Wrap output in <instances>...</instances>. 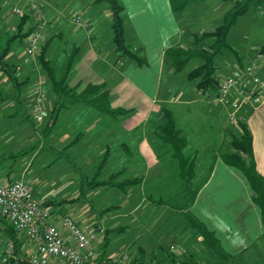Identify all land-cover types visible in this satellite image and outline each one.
I'll use <instances>...</instances> for the list:
<instances>
[{
	"label": "crops",
	"instance_id": "1",
	"mask_svg": "<svg viewBox=\"0 0 264 264\" xmlns=\"http://www.w3.org/2000/svg\"><path fill=\"white\" fill-rule=\"evenodd\" d=\"M103 1L91 0L93 5L101 4ZM120 1L125 17L126 42L133 48L141 46V53L146 59L145 64H139L129 56H122L115 49L112 42V20L99 21V15L104 11L103 6L90 7L86 16L82 14V18L88 22L87 26L74 22L69 26L70 28L65 29L61 26L56 12L55 15L53 14L54 9L48 8V0L47 2L39 0L45 25L55 24L52 34L43 29L40 39L44 59L52 67L54 74L60 76L63 73L68 57L72 55L71 65L65 76L66 83L76 90L83 89L87 84L103 83L108 91L109 105L118 109L117 114H110L95 108L86 100H79L68 103L53 119L51 109L55 96L51 89V81L40 63L38 54L24 61V47L18 50L13 47L17 44L16 39L25 42L26 34L21 36V33L30 27L24 30L21 18L6 22L5 17L1 15L0 27L8 33L4 41H0V45H9L2 64L12 72L14 79H11L0 67V89L3 85L8 86L7 82L11 85V89L9 88V91L3 92L0 96V100L3 99L0 103H7L6 107H12V110L16 112L20 111L28 118L27 113L31 104L30 87L32 81L38 79L46 94L43 103V120L44 123L48 122L49 129L42 132V136L49 144L48 149H53L55 152L56 150L64 151L70 157L75 155L85 157L83 167L90 168L92 177L98 176L110 161L121 159L123 163L117 165L116 169L108 175V177L112 176V182L137 177L135 182L141 184V187L142 185L144 187L146 183L150 191L164 190L167 189L165 185L168 182L167 161L173 158L168 146L155 133L156 125L163 117L164 108L170 110L176 128L185 138L182 153L185 157L191 156L194 159V173L204 153L205 147H201V144L205 143L208 135L199 134L200 129L197 126L199 120L201 119L202 126L206 125L210 128L217 122L218 136L220 135L221 139L228 142L229 136L235 134L236 124L227 123L226 114L229 109L227 105L214 99L212 94L200 95L194 80L187 79L184 71H174L170 60L165 57V49L173 45H181L185 32L184 23L180 21V12L172 11L169 0ZM26 2L27 0H23L24 5ZM189 3L182 11L189 7ZM68 4L74 7L80 5L73 0H69ZM81 4L84 5L81 7L84 10L88 0H84ZM90 26L91 28L88 29ZM14 28L16 30L10 33L9 30ZM82 29L84 35L78 36ZM13 35L15 36L12 37ZM10 39L12 40L9 43ZM54 51H59L61 55L57 68V57H53L55 61L52 59ZM239 61L238 58L233 64H239ZM241 62L243 64L245 61ZM263 68L264 65L261 66V69ZM260 75L264 78V69ZM44 80L48 85L44 83ZM214 101L222 106L219 104L218 107ZM131 113L141 118L120 120V116ZM238 115L251 132L255 167L264 179V91L261 101L253 109L242 108ZM62 126L67 127L65 130L67 132L63 139H59L58 148L55 144L57 135L64 131ZM51 141L55 144L53 145ZM214 144L216 145V142ZM216 152L209 163L211 164L209 175L197 187L194 199L186 209L214 233L222 252L234 258L235 261L236 257H242L240 254L247 255L250 250L252 251L251 247L255 245V242L260 243L262 239L264 240V226L260 208L254 200V192L246 176L238 167L224 162L220 155H216ZM31 162L28 161L26 165L30 166ZM208 165L205 167L203 176L208 172ZM15 178L23 179L30 186V181L24 177H10L7 173L3 182ZM196 178L194 177V180ZM46 201H50V204L54 203L51 199H45ZM110 205H104V209ZM59 217L57 214L53 217L50 213L49 219L56 221ZM98 223L104 228H109L104 224L103 219H100ZM116 226L121 228L120 225ZM188 232L195 236L196 242L204 245L201 235L195 230H189L186 234H180L181 243L174 239L165 246L158 244L153 247L152 245L150 250L141 243H137L136 248L129 246L128 249L136 255L138 246L142 247L141 253L138 254L140 256L138 264H174L186 254L194 255V251L186 248L184 244ZM171 243L175 245L174 249H169ZM101 244L94 245L95 255L103 252ZM99 248L102 249L101 252ZM169 251L175 257L174 260L171 259ZM241 262L247 264L248 257H243ZM88 264H95V260ZM235 264H237L236 261Z\"/></svg>",
	"mask_w": 264,
	"mask_h": 264
},
{
	"label": "rangeland",
	"instance_id": "2",
	"mask_svg": "<svg viewBox=\"0 0 264 264\" xmlns=\"http://www.w3.org/2000/svg\"><path fill=\"white\" fill-rule=\"evenodd\" d=\"M29 1H37L42 6L39 0H27L26 4ZM73 1L80 5L74 7L68 4L69 0H48L47 3L48 8L54 9L53 14L56 12L61 26L65 29L74 24L70 20L72 14L86 16L87 11H90L92 7L99 8L103 6L104 11L99 15L100 22L112 20V12L105 1L101 3L102 5H93L91 0H88L84 10L81 8L84 6L81 4L84 0ZM44 2H47V0H44ZM231 3V0H195L193 3H189V7L184 11H180L179 14L180 21L184 23L185 29L181 45H190L194 32L212 30L222 21L223 14L231 7ZM26 4H23V0H0V15L5 17L6 22L16 21L21 16L12 12V7L24 8ZM34 22V18L28 16L21 22L22 29L31 28ZM52 24L44 25V31L47 30V33L52 34L55 25ZM90 28L91 26L88 29ZM15 30L16 28L9 31L13 33ZM7 33L0 27V41H4ZM83 33L82 29L78 36H83ZM15 42L17 44H14L13 47L17 50L25 46V42L22 40L16 39ZM227 42L236 50V55L240 61H254L258 63L259 69H261V66L264 65V59L257 55V49L264 44V5H252L240 13L228 29ZM53 54V61H55L53 57H57V68L59 67L61 55L59 51H54ZM236 55L228 49L216 53L214 56L215 72L222 77L228 75L231 64L237 60ZM195 64L196 60L190 61L185 66L184 71ZM263 69L259 73L263 72ZM35 81L40 82L38 79L32 82ZM9 83H6L8 86L3 85L1 87L0 96L3 92L9 91V88L11 89ZM44 83L47 84L45 80ZM214 102L219 107L220 103ZM6 104L0 103V181H4L6 173L10 177H24V179L30 181L34 198L54 201L53 204L48 205V210L51 211L53 217L54 214H57V216L69 214L77 220L80 227H84L87 223H98L100 219H103L104 224L109 228L120 225L121 230L119 231L109 229L108 242L101 253L104 258H109L119 248H128L129 246H131L130 248H136L137 243H141L148 250L152 245L153 247L158 244L168 245L174 239L181 243L179 240L180 234H186L187 231L194 230L187 224L185 219L187 213H191L187 209L176 207L184 201L186 189L177 174L178 169L175 159L170 158L167 161L169 166L167 169L168 182L165 185L167 186L166 190L150 191L146 183L144 187L143 185L141 187V184L136 182L124 185V188L110 186L108 183L97 184L89 188L91 183L88 181L91 178L106 180L110 172L114 171L117 165L123 163V160L114 159L110 161L98 176L92 177L90 168L83 167L85 157L81 158L78 155L70 157L64 151L56 150L57 152H55L53 149H48L49 144L47 140H44L46 138L42 136V129L45 124L43 109L42 119L40 120L31 114L29 108L30 116L33 119L31 121L20 111L16 112L12 110V107H6ZM140 118L135 113L120 116V120L123 121L139 120ZM200 120L197 124L200 129L199 134L201 136L208 135L205 143L201 144V147L205 148L195 171V177H197L194 180L195 185L203 176L206 165L212 161L211 150L217 151L216 155H219L222 151L231 150L228 140L224 141L223 138L219 137L220 135L218 136L217 122L210 128L206 125L202 126ZM62 130L64 131L57 135L56 144L51 141L58 148L60 145L59 139L65 137L67 127L62 126ZM234 130L235 134H238L236 125ZM9 132L10 134H8ZM215 142L217 146L214 144ZM54 155L56 158H54ZM28 161H32L30 166L26 165ZM24 166L26 167L24 168ZM164 200L167 201V204L163 202ZM104 205L110 206L104 209ZM184 236L186 237V235ZM194 237L191 232H188L184 244L186 248L194 251L198 264H233L235 261L237 264H242L243 257H248L249 262L247 264H264L263 239L260 243L255 242V245L251 247L252 251L250 250L247 255L240 254L242 257H236L234 261L232 257H223L211 251L200 242H196ZM100 242V239H98L94 242V245L98 246V244H101ZM98 250L101 252L102 249L99 248Z\"/></svg>",
	"mask_w": 264,
	"mask_h": 264
},
{
	"label": "trees",
	"instance_id": "3",
	"mask_svg": "<svg viewBox=\"0 0 264 264\" xmlns=\"http://www.w3.org/2000/svg\"><path fill=\"white\" fill-rule=\"evenodd\" d=\"M97 1V0H92ZM107 2L110 11L112 12L111 32L112 42L114 43L115 49L122 56H129L135 59L139 64H145L146 59L141 53V46L133 48L129 43L126 42L124 32L125 17L123 14V6L120 0H104ZM193 0H169L170 7L173 12L178 13L182 11L186 5ZM264 5V0H232L231 7L225 11L222 17V21L217 24L212 30L202 31L193 33L191 44L188 46L173 45L165 49V57L170 60V63L174 67V71H184L185 66L192 60H196V64L184 71L185 77L189 80H194L196 89L208 92V94H214L217 92L218 87V74L215 72L214 56L216 53L221 52L223 49H228L236 55V50L232 48L227 42V33L231 24L235 18L248 7L252 5ZM22 22L28 17L27 14H20ZM31 28L21 33V36L28 34ZM20 33V32H17ZM16 33V34H17ZM19 35V34H17ZM13 35L12 37H14ZM11 37V38H12ZM12 39L9 40V43ZM9 45L0 46V67L3 68L11 79H14V75L2 64V59L8 50ZM43 48L40 46L38 51V57L40 63L50 79L51 89L54 94V100L51 109V117L54 119L58 112L65 107L68 103L79 100H86L95 108L108 112L110 114H117L118 109L109 105L108 91L104 88L103 83L99 84H87L83 89L76 90L73 86H69L65 81L66 73L71 65L72 55L68 57L65 69L60 76H56L53 72L52 67L44 59L42 53ZM257 52L264 55V44L258 47ZM238 59V56L236 55ZM264 59V57H263ZM239 64H242L239 61ZM260 74V73H259ZM261 76V75H260ZM262 77V76H261ZM263 78V77H262ZM3 98V97H2ZM30 112L27 113V117L31 121L33 119L29 116ZM234 124L237 125L238 134H232L229 136V145L231 150L222 151L219 155L222 160L227 164L238 167L242 170L246 176L253 192L254 200L258 204L261 212V218L264 226V179L263 176L257 171L255 167V161L252 150V137L251 132L247 125L240 119ZM49 129V124L46 122L42 129L43 132ZM155 133L157 137L164 142L170 149L172 157L176 160L178 166V176L184 183L186 189V196L182 203L176 207L180 209H186L188 205L193 201L197 187L205 181L209 175L211 164L208 165V172L205 174L200 181L194 184V167L195 162L191 156L185 157L182 153V147L185 143V138L180 135L178 128L175 126L173 116L168 108H164L163 117L156 125ZM208 150V149H207ZM209 152V151H208ZM212 156H214V150H211ZM137 181V177L123 178L120 181L112 182V176H109L106 180L98 181L90 180L91 184L97 185L108 183L110 185L123 186L124 184L132 183ZM113 183V184H112ZM167 203L166 200L163 201ZM50 201L44 202V206L48 207ZM186 217V216H185ZM188 225L193 228L197 234L201 235L202 243L209 248L211 251L228 256L222 252L219 242L215 237L214 233L209 230L206 225L193 215L187 213L185 218ZM0 221L3 223V230L7 235L14 237L16 232L12 229L6 221L0 217ZM110 230L119 231L121 228L116 226L114 228H104L102 235L101 248L104 250L108 242L107 234ZM137 254L130 260V264H138L142 247L138 246ZM102 253V252H101ZM97 255L94 259L96 263L103 264H117L112 262L109 258H104L102 254ZM171 259H175L171 251H169ZM89 261V262H91ZM233 263V262H232ZM180 264H198L197 259L191 253L186 254L180 259Z\"/></svg>",
	"mask_w": 264,
	"mask_h": 264
},
{
	"label": "built area",
	"instance_id": "4",
	"mask_svg": "<svg viewBox=\"0 0 264 264\" xmlns=\"http://www.w3.org/2000/svg\"><path fill=\"white\" fill-rule=\"evenodd\" d=\"M12 12L27 14L35 20L25 37L23 60L28 61L40 50L45 25L43 10L37 1H29L24 8L12 7ZM70 20L88 25L78 14L72 15ZM257 55L264 57L260 52ZM231 66L228 75L218 76L217 92L212 95L229 107L226 119L229 124H234L242 108L253 109L261 101L264 78L254 61ZM197 92L209 96L208 92L199 89ZM30 95V112L41 120L46 94L40 82L31 84ZM44 202V198L33 197L30 186L21 178L0 181V217L16 232L14 237L7 235L0 221L1 264H88L97 256L94 254V242L102 241L104 226L93 222L80 227L69 214H62L56 221H51ZM174 246L171 243L169 249H174ZM134 256L128 248H119L109 259L117 264H130ZM175 264H180V261L176 260Z\"/></svg>",
	"mask_w": 264,
	"mask_h": 264
},
{
	"label": "water",
	"instance_id": "5",
	"mask_svg": "<svg viewBox=\"0 0 264 264\" xmlns=\"http://www.w3.org/2000/svg\"><path fill=\"white\" fill-rule=\"evenodd\" d=\"M233 264H235V263H233Z\"/></svg>",
	"mask_w": 264,
	"mask_h": 264
}]
</instances>
